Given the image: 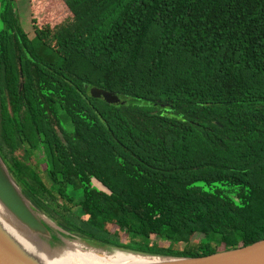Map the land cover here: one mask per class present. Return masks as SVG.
<instances>
[{
    "label": "trees",
    "instance_id": "obj_1",
    "mask_svg": "<svg viewBox=\"0 0 264 264\" xmlns=\"http://www.w3.org/2000/svg\"><path fill=\"white\" fill-rule=\"evenodd\" d=\"M34 1L29 37L0 0V156L30 202L145 254L263 239L264 0Z\"/></svg>",
    "mask_w": 264,
    "mask_h": 264
},
{
    "label": "water",
    "instance_id": "obj_2",
    "mask_svg": "<svg viewBox=\"0 0 264 264\" xmlns=\"http://www.w3.org/2000/svg\"><path fill=\"white\" fill-rule=\"evenodd\" d=\"M89 93L94 98H99L105 102L118 104L121 100L112 92L100 87L93 86ZM94 185L99 189L105 188L96 180ZM0 202L5 208L13 214V216L25 226L30 233L37 238L38 245H43L41 238L51 241L54 245L51 250L46 248L47 252L58 251L64 245V239L70 238L71 234L54 223L50 225L45 219L48 218L44 213L38 210L30 200L23 194L18 184L8 171L5 163L0 156ZM49 219V218H48ZM66 233V234H65ZM76 236V235H74ZM78 237V236H76ZM82 240L80 237H78ZM84 241V240H82ZM86 242V241H84ZM87 243V242H86ZM89 244V243H87ZM91 245V244H90ZM96 246V245H94ZM46 247V246H45ZM112 248V247H107ZM55 249V250H54ZM121 249V248H117ZM127 250V249H125ZM149 256H160L134 252ZM166 257L164 260L149 264H264V238L254 241L245 246L232 248L228 250L217 251L204 256L195 257ZM0 264H37L33 260L22 254L12 242L0 231ZM148 264V263H147Z\"/></svg>",
    "mask_w": 264,
    "mask_h": 264
},
{
    "label": "bare ground",
    "instance_id": "obj_3",
    "mask_svg": "<svg viewBox=\"0 0 264 264\" xmlns=\"http://www.w3.org/2000/svg\"><path fill=\"white\" fill-rule=\"evenodd\" d=\"M45 220L54 226L50 219ZM0 231L22 254L37 264H149L166 259L161 256L123 252L117 248L94 246L75 238L64 239L60 250L47 252L46 247H40L37 238H34L1 202Z\"/></svg>",
    "mask_w": 264,
    "mask_h": 264
},
{
    "label": "rangeland",
    "instance_id": "obj_4",
    "mask_svg": "<svg viewBox=\"0 0 264 264\" xmlns=\"http://www.w3.org/2000/svg\"><path fill=\"white\" fill-rule=\"evenodd\" d=\"M18 4V12H19V15H20V18H21V23H22V27L23 29L27 32L28 36L30 37L33 33V26H32V20H31V17L29 16V8L27 7L28 6V0H17ZM34 1V0H33ZM35 3L34 4H37L36 3V0L34 1ZM50 7L52 6V2H50ZM52 7H56V6H52ZM51 7V8H52ZM34 8V7H32ZM32 16V14H31ZM35 17V20L36 22H38L39 24H45V23H51V25H54L56 23H59L60 20H56V16L53 14V12H50L48 10H44V9H38V12L35 11L34 13V16ZM64 18V16H62V19ZM95 184V183H93ZM113 229V228H112ZM66 234V233H65ZM123 235V234H121ZM71 238H65L64 236H62V238L64 239H79L78 237L76 236H72V235H69ZM42 240V243L44 246H46V248L48 250H51L53 248L54 245H51V241L47 240V239H44V238H41ZM80 240V239H79ZM82 241V240H81ZM90 244V243H89ZM92 245V244H91ZM180 247V246H179ZM55 250V249H54ZM120 251H123V252H127V250L125 249H118Z\"/></svg>",
    "mask_w": 264,
    "mask_h": 264
}]
</instances>
